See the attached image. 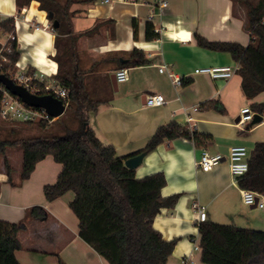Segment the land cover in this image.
<instances>
[{
	"label": "crops",
	"instance_id": "obj_1",
	"mask_svg": "<svg viewBox=\"0 0 264 264\" xmlns=\"http://www.w3.org/2000/svg\"><path fill=\"white\" fill-rule=\"evenodd\" d=\"M160 1L93 0L72 4L71 9L79 10L72 17L73 32L95 27L91 33L78 37L74 64L85 73L90 87L97 88L101 100L110 97L88 112L87 125L104 144L111 143L118 155L129 157L139 153L156 128L170 121L190 125L208 136L199 145L186 136L166 138L146 151L133 168L137 177L162 171L166 178L162 195L180 193L174 206L162 208L153 219L154 228L164 238H178L167 264H179L183 257L191 258L192 264H206L201 260V249H193V241H200L194 201L206 206L209 220L264 230V211L242 202L241 187L230 173L227 160L207 171L195 164L202 150L227 156L231 146L243 145L250 153L256 141L264 140V122H237L241 107L264 104V90L246 97L236 70L220 79L194 71L202 66L237 63L228 52L199 46L195 33L209 40L243 45L249 42L242 12L239 8L237 14L232 12V0H165L164 7H160ZM38 4L31 0L18 11L15 0H0V20L7 16L15 19L19 57L14 74L25 73L36 81H50L55 79L57 70L53 58L55 32L46 11ZM147 21L153 23L159 37L145 39ZM47 23L50 25L46 26ZM133 47L141 48L148 62L125 66L127 79L117 82L115 90L111 74L116 67L108 56ZM162 64L180 76L181 82H189L175 86L166 72L159 71ZM150 93L162 94L165 102L146 105L145 96ZM210 99L220 100L225 110L200 107ZM61 167L47 154L18 185H11L0 167V219H25L17 234L16 259L20 264H110L80 237L78 218L69 206L74 192L67 190L53 200L45 198L43 186L56 181ZM18 169H14V176ZM34 205L44 213L26 216V210Z\"/></svg>",
	"mask_w": 264,
	"mask_h": 264
},
{
	"label": "trees",
	"instance_id": "obj_2",
	"mask_svg": "<svg viewBox=\"0 0 264 264\" xmlns=\"http://www.w3.org/2000/svg\"><path fill=\"white\" fill-rule=\"evenodd\" d=\"M31 0H15L20 11ZM38 7L47 13L55 32L53 55L57 62L55 80L67 89L66 108L62 115L48 122L43 119L18 121L16 126L0 127V167L7 174L11 185H18L27 178L35 164L51 154L62 167L54 183L45 184L43 193L53 200L67 190L74 192L69 206L78 218L79 235L110 264H167L177 239H166L154 228L153 219L164 207H172L180 193L162 195L166 183L162 171L137 177L133 168L124 164L128 155H118L111 143L104 144L94 130L87 125V115L101 100L97 88L90 87L77 61L76 43L82 34L75 33L72 17L79 11L72 4L91 3L93 0H37ZM232 12H242L243 27L249 33V42L209 40L195 33L199 46L228 52L239 64L240 86L244 95L253 97L264 90V0H232ZM52 12V16H48ZM58 21L54 26L53 21ZM15 19L7 16L0 20V36L14 31ZM135 22V21H134ZM135 24V23H134ZM159 37L151 21L145 25V39ZM1 45V43H0ZM12 50L7 53L9 62L0 67V73L12 77L19 57L16 40L11 41ZM115 69L142 65L148 62L141 48L133 47L125 53L113 52L108 56ZM189 80H183L186 84ZM1 85H3L0 82ZM31 84L42 85L36 80ZM107 88L111 92L108 82ZM44 93L45 91L33 90ZM252 109L263 112L264 104L253 103ZM199 107V106H198ZM205 109L223 112L218 99L200 104ZM32 130V131H30ZM186 136L196 145L207 135L190 130L174 121L160 124L141 151L154 149L166 138ZM20 146L23 150L17 176L7 156V149ZM241 188L255 190L264 195V140L256 141L248 157L246 172L237 178ZM37 205L26 210V216L41 214ZM25 219L7 221L0 219V264H20L14 251L19 248L17 234L24 227ZM200 233L201 260L206 264H264V230L215 222L209 219L198 225ZM64 264V263H63Z\"/></svg>",
	"mask_w": 264,
	"mask_h": 264
},
{
	"label": "built area",
	"instance_id": "obj_3",
	"mask_svg": "<svg viewBox=\"0 0 264 264\" xmlns=\"http://www.w3.org/2000/svg\"><path fill=\"white\" fill-rule=\"evenodd\" d=\"M160 7L166 6L167 2L161 0L159 2ZM50 24L47 23L46 26ZM52 27V26H51ZM35 29H39V25L34 26ZM53 28V27H52ZM16 40L14 31L7 32L0 36V67H3L4 64L8 63L10 60L7 56V53H10L12 50L11 41ZM239 64L235 65H223V66H202L195 68V72H201L208 75L212 79H220L229 77L235 70H237ZM159 71H164L170 77L171 82L175 86L181 85V78L178 76L172 69H169L166 64H162L159 67ZM115 79L116 82H121L127 79V68L120 67L115 70ZM15 82L27 86L31 91L33 90H44V93H50L53 96L60 98L65 107L67 105V89L59 84L55 79L50 81L38 80L37 83L41 84L40 88L37 87V84H31V80H35L32 76L26 75L25 73H20L15 76ZM165 102V98L160 93H150L145 96V104L148 106L160 105ZM194 110L197 107L193 108ZM254 114L260 115V121L264 122V111L259 112L255 111L250 106L246 105L240 108L238 121L241 124L250 122L253 120ZM0 115L5 119L17 120V121H31L36 119H43L48 122H51L55 117L51 116L46 110L42 107H35L27 105L19 97L12 94L4 85L0 84ZM189 119H192L189 117ZM189 129L193 130L189 125ZM248 157L249 151L243 145H234L231 146L227 156H224L221 153H209L206 150H202L199 158L195 161L196 167L201 170H210L214 165L227 160L228 168L232 176L237 180L238 177L243 175L248 168ZM241 200L246 205H255L261 208L264 211V195L248 188H240ZM195 217L194 221L198 225L201 221L207 219L206 206L198 201L192 203ZM200 242V241H199ZM198 241H193V249L200 250V243ZM192 259L189 257H183L179 264H192Z\"/></svg>",
	"mask_w": 264,
	"mask_h": 264
},
{
	"label": "water",
	"instance_id": "obj_4",
	"mask_svg": "<svg viewBox=\"0 0 264 264\" xmlns=\"http://www.w3.org/2000/svg\"><path fill=\"white\" fill-rule=\"evenodd\" d=\"M48 16H52V12H48ZM53 25L57 26L58 21H53ZM111 81L113 88L116 90L115 74H111ZM0 82L8 89L12 94L19 97L27 105L42 107L51 116L57 118L65 111V105L60 98L53 96L50 93H37L31 91L27 86L17 83L12 77L5 73H0ZM260 115L254 114L252 122H259ZM238 120V118H237ZM146 151H140L137 154L131 155L124 159V164L129 168L136 167L141 161Z\"/></svg>",
	"mask_w": 264,
	"mask_h": 264
},
{
	"label": "rangeland",
	"instance_id": "obj_5",
	"mask_svg": "<svg viewBox=\"0 0 264 264\" xmlns=\"http://www.w3.org/2000/svg\"><path fill=\"white\" fill-rule=\"evenodd\" d=\"M9 72L12 75V78H16L14 71L9 70ZM17 120H11V119H5L0 115V127L1 126H16L17 125ZM32 131V130H30ZM248 150H250L248 148ZM22 153L23 150L20 146H14V147H10L7 149V156H9L10 159V163L14 168H19L21 166V161H22Z\"/></svg>",
	"mask_w": 264,
	"mask_h": 264
}]
</instances>
